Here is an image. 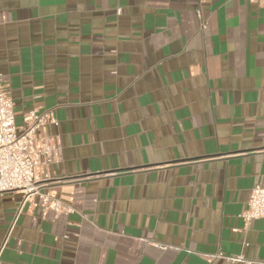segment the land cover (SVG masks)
<instances>
[{
  "label": "crops",
  "instance_id": "crops-1",
  "mask_svg": "<svg viewBox=\"0 0 264 264\" xmlns=\"http://www.w3.org/2000/svg\"><path fill=\"white\" fill-rule=\"evenodd\" d=\"M0 75L51 112L50 191L0 195V264L264 262V5L0 0Z\"/></svg>",
  "mask_w": 264,
  "mask_h": 264
},
{
  "label": "built area",
  "instance_id": "built-area-1",
  "mask_svg": "<svg viewBox=\"0 0 264 264\" xmlns=\"http://www.w3.org/2000/svg\"><path fill=\"white\" fill-rule=\"evenodd\" d=\"M264 5V0H250ZM13 101L0 75V195L20 191L25 198L37 197L41 208L55 214H70L72 209L61 203L50 191L49 168L58 161L57 141L47 134L49 125H56L51 112L31 111L16 127ZM245 223L264 219V188L252 189L247 208L242 214ZM227 261L241 264H264L261 261L226 257Z\"/></svg>",
  "mask_w": 264,
  "mask_h": 264
}]
</instances>
